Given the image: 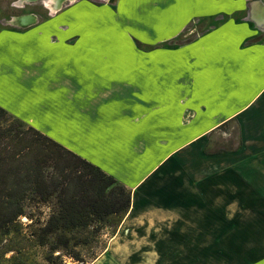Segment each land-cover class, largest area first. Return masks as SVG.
<instances>
[{
  "label": "crops",
  "instance_id": "1",
  "mask_svg": "<svg viewBox=\"0 0 264 264\" xmlns=\"http://www.w3.org/2000/svg\"><path fill=\"white\" fill-rule=\"evenodd\" d=\"M58 1L0 3V105L134 192L175 153L197 150L226 203L264 205V0H79L45 16ZM78 6L112 12L137 51H78L94 38L55 31ZM25 15L34 22L13 25ZM233 126L241 146L205 151ZM262 212L247 235L264 234Z\"/></svg>",
  "mask_w": 264,
  "mask_h": 264
},
{
  "label": "rangeland",
  "instance_id": "2",
  "mask_svg": "<svg viewBox=\"0 0 264 264\" xmlns=\"http://www.w3.org/2000/svg\"><path fill=\"white\" fill-rule=\"evenodd\" d=\"M12 1L14 5L17 1L18 4L39 2L30 7L41 5L40 1ZM91 1L105 3L104 0ZM77 2L79 0L62 1L60 7H55L57 13L47 10L45 16L57 15L61 7ZM93 11L89 15L84 6H78L55 31L63 34L75 27L76 38H94L79 45L78 51L92 50L88 46L103 51H116L124 46L123 51H137L131 40L126 42L119 38L126 34L119 32L122 29L114 23L112 12ZM15 18L17 16L12 18L14 26L18 24ZM75 20L77 26L73 23ZM126 30L131 32V29ZM103 37L108 38V44L99 43ZM52 38L58 40L59 36ZM96 38H99L97 43ZM137 46L145 57L151 53L142 43ZM210 136L207 153L234 149L241 143L238 127L234 126L223 127ZM199 157L203 156L197 150L177 152L152 173L135 190L133 209L116 236L110 239L107 252L89 264H264V234L247 235L243 229L244 223L263 213L264 205L226 203L228 190L204 181V176L210 175L207 174L209 169L197 166ZM62 264L78 263L67 259Z\"/></svg>",
  "mask_w": 264,
  "mask_h": 264
},
{
  "label": "trees",
  "instance_id": "3",
  "mask_svg": "<svg viewBox=\"0 0 264 264\" xmlns=\"http://www.w3.org/2000/svg\"><path fill=\"white\" fill-rule=\"evenodd\" d=\"M134 194L0 105V264L93 262L132 211Z\"/></svg>",
  "mask_w": 264,
  "mask_h": 264
},
{
  "label": "water",
  "instance_id": "4",
  "mask_svg": "<svg viewBox=\"0 0 264 264\" xmlns=\"http://www.w3.org/2000/svg\"><path fill=\"white\" fill-rule=\"evenodd\" d=\"M30 1H38V0H30ZM46 1V0H45ZM62 3V0L58 1L57 5H53V7H60V4ZM35 16L33 15H25V16H19L15 18V22L19 23L21 25H26L34 22Z\"/></svg>",
  "mask_w": 264,
  "mask_h": 264
},
{
  "label": "flooded vegetation",
  "instance_id": "5",
  "mask_svg": "<svg viewBox=\"0 0 264 264\" xmlns=\"http://www.w3.org/2000/svg\"><path fill=\"white\" fill-rule=\"evenodd\" d=\"M40 1L41 4L45 5V1L44 0H38ZM62 1H67V0H62ZM37 3V2H35ZM35 3H27V2H21L20 4L14 5L15 7H20V8H27L30 5H34ZM45 7V6H44ZM1 10V7H0ZM2 11V10H1Z\"/></svg>",
  "mask_w": 264,
  "mask_h": 264
},
{
  "label": "bare ground",
  "instance_id": "6",
  "mask_svg": "<svg viewBox=\"0 0 264 264\" xmlns=\"http://www.w3.org/2000/svg\"><path fill=\"white\" fill-rule=\"evenodd\" d=\"M50 8H52V6Z\"/></svg>",
  "mask_w": 264,
  "mask_h": 264
}]
</instances>
